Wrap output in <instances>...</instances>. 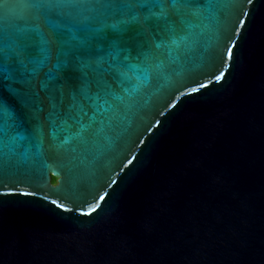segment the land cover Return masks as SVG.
Wrapping results in <instances>:
<instances>
[{
	"label": "water",
	"instance_id": "obj_1",
	"mask_svg": "<svg viewBox=\"0 0 264 264\" xmlns=\"http://www.w3.org/2000/svg\"><path fill=\"white\" fill-rule=\"evenodd\" d=\"M242 7L105 139L46 135L0 189V264H264V0Z\"/></svg>",
	"mask_w": 264,
	"mask_h": 264
},
{
	"label": "snow or ice",
	"instance_id": "obj_2",
	"mask_svg": "<svg viewBox=\"0 0 264 264\" xmlns=\"http://www.w3.org/2000/svg\"><path fill=\"white\" fill-rule=\"evenodd\" d=\"M254 2L0 0V189L23 182L13 178L41 155L46 135L83 147L105 139L132 93L152 78L169 79L170 66L183 68L230 15L239 9L248 17L242 6ZM224 54L230 59L232 47Z\"/></svg>",
	"mask_w": 264,
	"mask_h": 264
},
{
	"label": "flooded vegetation",
	"instance_id": "obj_3",
	"mask_svg": "<svg viewBox=\"0 0 264 264\" xmlns=\"http://www.w3.org/2000/svg\"><path fill=\"white\" fill-rule=\"evenodd\" d=\"M51 183L54 185L56 183V179L55 178H52L51 179Z\"/></svg>",
	"mask_w": 264,
	"mask_h": 264
}]
</instances>
